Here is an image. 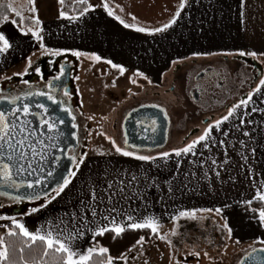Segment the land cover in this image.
<instances>
[{"label":"crops","instance_id":"crops-1","mask_svg":"<svg viewBox=\"0 0 264 264\" xmlns=\"http://www.w3.org/2000/svg\"><path fill=\"white\" fill-rule=\"evenodd\" d=\"M168 1L171 0H108L114 12L113 16H109L103 7L90 8L84 16L73 15L70 12L73 17L79 16L78 19L69 20L58 15L43 24L44 43L49 48L64 51V54L71 55L72 51L84 53L85 55L79 57L80 64L85 65L82 67L84 74L88 75L107 67L111 69L108 74L113 81L132 79L137 83V80L140 82L143 80L151 86L161 82L169 72L173 75L175 68L173 61L198 58L207 60L218 56H237L240 51H255L258 53V58L249 57L264 65V55H259L264 53V0H247L246 8L241 7V0H188L190 6H186L171 28L154 34L135 31V27L152 30L169 23L173 16V7ZM100 3L101 0H86L85 7ZM117 16L135 27L125 28L115 18ZM132 17L136 19L133 20ZM15 55L16 53L12 57L14 58ZM95 56L101 59L96 60ZM109 60L123 66L124 74L121 75L118 69L106 63ZM10 64L12 63L3 67L1 72L8 70ZM86 81L89 79L86 78ZM258 85L259 83L251 91ZM86 87L91 90L90 82L86 83ZM113 88L115 87H108L109 90ZM138 88L141 92L142 86ZM262 99H264V86L261 88V93L253 95V100L249 102L246 111L250 113L252 107L264 108ZM227 111L223 116L227 115ZM243 111H245L243 108L238 110L236 117L230 118L222 125L224 130L231 132L229 140L233 143L240 139L247 140L236 131L235 126L239 124L240 118L257 122L256 125H246L245 130L256 126L264 127V113L256 112L242 117ZM213 136L224 139L216 130ZM100 139L102 141L97 145L87 146L84 163L80 165L77 175L72 178V183L64 193L39 212L15 217L30 232L35 233L39 230L41 234L46 235L51 231L54 238L57 236L61 240L72 238V246L78 252H86L91 246L92 233L85 230L84 225L79 221V215L74 221L70 214L78 211L80 200L86 198L85 193L89 186L96 187L99 191L101 187L106 186V180L118 176L124 178L125 174L135 173L140 178L139 187L129 191H139L140 196L131 200H120L116 205L117 211L112 213L116 224L123 226L131 223L127 220L129 215L137 220L152 216L158 220L160 228H163L174 221V217L177 218L176 220L184 219L179 217V212L197 210L196 215L208 213L210 216L218 217L222 225L227 223L232 229L230 241L233 243L240 241L236 244L243 249L264 248V244L258 242L264 239V229L258 228L254 220H249L251 213L244 210L245 201H258L255 199L257 191L264 192V134L258 133L256 139L259 143L251 145L257 147L255 156L248 162L253 170L252 173H249L247 168L240 167L242 163L240 157L236 151L229 148L230 164L226 171L221 172L224 182L217 179L214 172L208 173V180L204 179L203 173L208 171L209 166L206 164L201 170L193 164L202 159L200 153L204 154V158L211 156L218 162L221 161L223 153L220 148L214 147L209 153L198 146L195 157L190 155L176 157L173 150L164 151L171 153L170 157L157 159L154 163H146L116 153L112 140ZM177 161L180 162L179 170H177ZM193 172L196 176L190 175ZM145 176L149 178L147 182L144 180ZM229 177L232 179L230 180ZM181 181L188 186L183 187ZM170 184L173 189L171 194L168 192ZM226 204L230 206L224 207ZM103 208L104 205L101 206V210ZM215 208H221L222 212L217 215L214 211H199ZM89 219H91L90 213ZM212 222L215 225L218 223L214 220ZM77 229L84 233L82 238H75ZM224 231L227 233L226 229ZM219 235L220 233L216 234V237ZM151 244L152 242L144 243V247ZM160 244L164 243L160 242ZM152 249L150 251L156 254L157 249ZM163 249L167 252L164 246ZM140 251L139 246L132 248L131 252L128 251L127 264H134ZM165 256L164 254L163 258ZM115 264H124V261L116 259Z\"/></svg>","mask_w":264,"mask_h":264},{"label":"snow or ice","instance_id":"snow-or-ice-1","mask_svg":"<svg viewBox=\"0 0 264 264\" xmlns=\"http://www.w3.org/2000/svg\"><path fill=\"white\" fill-rule=\"evenodd\" d=\"M61 5L65 4V0H58ZM79 3H85V0H78ZM29 3L32 5L30 11L35 13L37 11L35 7V0H29ZM186 6H190L188 4V0H180L179 8L174 14L173 18L169 21V23L163 25L161 28H155L149 30L144 27H135L134 25H129L124 22V20L120 19L119 16L115 17L120 21L121 24L125 28L135 27V31L137 32H148L149 34L163 32L172 27L177 22V19L181 16V12L186 8ZM95 7H103L105 12L109 16H113V9L110 7L108 0H101L100 5H88L84 7L80 12L79 16H84L90 8ZM241 7H247V0H241ZM8 10L14 12L15 16L20 19L23 23L25 20L30 22H34L35 25H40L41 21L38 17H25L22 13L16 9H13L11 4L7 6ZM122 10V9H121ZM59 16L61 18H66L69 20L78 19V17H73L68 15L63 8L59 12ZM244 13H241L242 22H243ZM135 20V17H132ZM0 21L4 23H12L16 24L17 20L13 19L9 21L8 15L0 14ZM20 33L24 36L31 34V38L38 43L39 50L42 54H47L50 56H62L64 55V51L59 49L49 48L44 43L43 28L36 27H28L25 30L23 27L20 28ZM15 41L6 35L5 32L0 30V56H6L10 53L14 48ZM36 53L32 52L31 55L26 57V65L21 72H15L12 76H0V80L3 81H12L14 77H19L20 83L26 86V89L19 95H9L3 93L0 90V105H5V107H0V188L5 189L4 191H0V197H6L8 201L12 203L19 204L25 200L29 202H36L43 199L44 203L40 204L39 207H32L25 215H30L32 213L39 212L42 208H46L48 204H50L53 200H56L62 193H64L65 189L72 183V178L77 175V172L80 168V165L84 163V159L87 156V153H82L77 156L76 154L68 155L69 161L72 163L73 168H69L67 170L66 175H62L55 183V186L51 187L50 191L46 190L43 193L36 191L35 189L39 186L41 188H45V180L41 178H36L35 180H29L27 183L24 181L17 182L14 179V176L21 175L24 172H28L29 175H32L33 172L43 171L42 167L37 162V166L33 167V160L36 156L40 155L44 160H47L48 157L44 155L42 150H38L33 142L32 138L36 137V143L40 145H44V140L39 139V137H46L48 140L53 139L52 135L54 134L58 139L59 136L63 135V132L58 127V125H63L65 123L63 117L56 115L52 116L50 112V108L47 104L41 103L39 100L35 99L38 97H42L46 99L50 104L56 105L60 112L66 113L71 117L72 124L71 127L73 129H77L78 125L75 123L76 116L73 115V112L70 107L66 106L68 101L62 98H59L56 93L57 91L63 87L62 78L66 74V69L64 64L59 65L58 74L51 77V79H45L44 74L39 66L34 64L32 56ZM71 55L79 58L84 53L79 51H72ZM240 56H251L253 58H258V53L255 51L245 52L240 51ZM259 55H264L261 53ZM94 59L100 60L99 56H95ZM50 64L54 63L52 61ZM106 63L110 64L112 68L118 69L121 75L124 74L125 68L121 65L115 64L112 61H106ZM173 65L179 63V61H173ZM35 74L39 77L40 82L44 85L42 89L35 90L34 86L28 79H24L25 76ZM137 75H142L141 73H137ZM78 80L79 77H76ZM147 79V77H145ZM59 82V83H58ZM132 83H136L135 80ZM151 83V81H149ZM115 87V81L112 84ZM264 86V78L259 80V85L251 92L247 94L246 99L240 100L238 103L233 104L227 111V115L222 116L220 119L216 120L212 124H208V126L204 129L203 133L198 136L196 139L192 140L190 143H187L185 146L181 148L173 149V153L176 157L183 156H197V148L198 146L207 150V152L211 153L214 147L220 148L223 153V159L218 162L217 159L212 158L211 156L204 158V154L200 153L202 159L199 162H193L194 166L203 170L204 166L207 164L208 171H204L203 176L204 179H209V172H214L215 177L217 179H221V182H224L221 178V172L226 171L227 166L230 164L229 158V148H232L237 152V155L240 157L242 163L240 167L247 168L249 173H252V168L249 166V160L255 156L257 152V147L251 146L253 144H258L259 141L256 139V135L264 134V127L256 126L250 127L245 130L246 125H256L257 122L255 120H246L244 118L239 119V124L236 125V131H238L243 137H246L247 140L240 139L236 142H232L229 140V136L231 135L230 131H226L222 128L226 122L230 120V118H234L237 116V111L240 109H245L241 113L242 117H247L251 113L261 112L264 113V108L252 107L251 112L246 111L248 108L249 102L253 100V95L256 93H261V88ZM78 91V90H77ZM63 97H70V93L66 87L63 88ZM31 101V103L29 102ZM261 103H264V99L261 100ZM82 107V102H81ZM152 107H157L156 105H152ZM40 110V111H36ZM52 111H55L53 109ZM161 112H164L165 118H167V112L164 109H160ZM28 117H32L33 119L39 118V125L35 127H30L33 124V120L28 119ZM91 119V117L89 118ZM152 125L155 126L156 120L152 119ZM46 129V131H45ZM155 130V129H153ZM214 130L219 131L220 134L224 137V139H217L213 136ZM39 134V136H37ZM74 139L78 140L75 132L72 134ZM91 135V133H89ZM113 147L115 148L116 153L124 156L131 157L137 161H142L146 163H154L157 159L168 158L171 153L162 152L159 156H152L146 154H138L135 151L126 150L125 148H121L117 146L115 141H111ZM124 144L128 147H135L134 145H129L128 140H124ZM238 146V147H237ZM61 152L65 151V149L61 148ZM69 152L74 153L75 148L68 149ZM29 152L31 155H29ZM57 163L60 160V157H54ZM180 168V162L177 161V170ZM31 169V171H29ZM47 178H53L55 173L54 170H49L46 172ZM191 176H196V173H190ZM139 177L133 173L131 175L125 174L124 178H119V176L115 179L106 180V186L101 187L99 191L96 187L89 186L87 193H85V199L80 200V208L78 211L72 212L71 219L77 220L79 215V221L84 225V228L87 232L92 233L93 244L89 246L86 252L81 253L78 252L71 244L72 238H65L61 240L59 236L53 237L51 231H48L46 235L41 234L40 231H36L35 233L30 232L23 223H20L14 216L8 215H0V221H11V226L7 224H0V227L6 229V235L8 237H15L20 235L26 238L25 246L31 248L37 241L45 244L44 255L47 256L49 251H54L56 253H60L63 256V264H91L93 260V256L96 255L100 258V264H115L116 259H120L124 261V264H127L128 253H122L120 257H113L109 254V249L107 247H103L99 245V242L95 240V237H103L107 232H114L115 236L113 239L121 236L124 233L125 228L138 230V229H149L153 235H155L159 240L164 241L171 249L172 253L170 254V264H181V260L176 258V253L179 251L172 240L168 239V236L165 234H161L160 224L158 220L152 216L143 217L141 220H137L133 216L129 215L127 217L128 221L131 223H127L126 225H118L116 224L115 217L112 213L117 211L116 205L120 203V200H131L133 198H138L140 196L139 191H129L132 188L139 187ZM149 178L145 176L144 180L147 182ZM231 180L232 178L229 177ZM235 182L234 180L232 181ZM183 187H187V184H183ZM21 188L30 189L32 191H27L22 194H13L12 191H8V189L13 190L16 193H20ZM173 191L171 184L168 187V192L171 194ZM119 197L120 199H117ZM260 203L261 207L251 208L252 200H247L244 202L245 211L250 212L249 220H254L256 222V226L260 229H264V192L257 191L256 197ZM104 205V208L101 210V206ZM8 205L0 201V208H4ZM230 205H224V207H229ZM197 210L189 211H181L179 212V217H185L187 219L195 220V212ZM199 211H207V212H215L219 215L222 212L221 208L215 209H201ZM89 213L91 219H89ZM173 219H177L174 217ZM108 222L107 224L103 222ZM89 225H93V227H89ZM111 225V227L109 226ZM16 229V230H13ZM224 229L227 230L228 239H232V229L225 223L221 231ZM18 230V231H17ZM84 233L80 232L77 229L75 233V238H82ZM171 235H177L176 230L174 229ZM30 241V243H28ZM261 244H264V239H260L258 241ZM145 243V236L141 235L140 238L136 241V244L133 245V248L139 246L141 249L140 254L143 255V245ZM235 243H240V241H235ZM20 253L23 254L24 248L21 247L19 249ZM129 252L132 251L130 248ZM254 253L258 252L260 254H264V248L252 250ZM11 252L9 246L5 244L4 237H0V264H11ZM187 256H191L197 259L201 258V252L195 249L190 250L184 259V264H187ZM204 257H208L209 254L207 251L203 252ZM249 260V264H264V255H261L259 259L255 256H251ZM135 258V257H133ZM144 264H148V261L145 260ZM241 264H245L244 261Z\"/></svg>","mask_w":264,"mask_h":264},{"label":"rangeland","instance_id":"rangeland-1","mask_svg":"<svg viewBox=\"0 0 264 264\" xmlns=\"http://www.w3.org/2000/svg\"><path fill=\"white\" fill-rule=\"evenodd\" d=\"M171 7H173V16L179 8L180 0H171ZM86 3V0H85ZM85 3H79L78 0H65V4L61 5L58 0H35V7L37 11L32 13L30 11L32 5L29 0H8V5L11 4L13 9H16L22 13L25 17H38L41 21L40 25H35L34 22L25 20L23 23L17 18L14 12L10 11L8 15L9 21L15 19L16 24L10 22L0 24V30L6 33L14 41V48L6 56H0V72L3 67L10 64L8 70L2 71L0 76H10L15 72L23 71L26 65V57L31 55L32 52L36 54L32 56L33 60H38L41 56H47L42 54L39 50V45L32 38L31 34L24 36L20 33V28L23 27L27 30L28 27H42L45 22L59 15L60 10L63 8L65 12H76L85 6ZM172 16V18H173ZM170 18V19H172ZM129 20V19H127ZM47 43V40L45 39ZM33 49V50H32ZM18 50V52H16ZM16 53L13 58V54ZM69 55V60L72 68L74 69V79L77 85L78 94L80 96V104L82 102L83 113L81 114L80 126L81 133L88 135L87 145H97L100 138L117 141V137L121 132L120 116L121 110L134 106L138 103L152 104L159 108L164 109L167 112V118L169 120V143L166 146L165 151H171L175 148H181L187 143H183V136L186 135L193 127H199L200 132L195 136L196 139L200 136L204 129L219 117L225 113L226 102L218 101L215 94L216 91H211L206 94H200L198 101L193 98L190 87L193 84L194 75L198 73L202 68L198 64L202 61H208L213 59L217 61L216 57L207 60L203 59H189L186 61H180L179 64L183 66L178 72L173 75L170 72L163 77V80L155 85H149L145 81L137 80V83H132V79L115 81V88L108 89L112 86L113 80L108 74L110 68H104L101 71H96L84 74L83 68L85 65L80 64L81 59L73 55ZM230 59L231 56H228ZM193 60L197 64L194 65ZM13 61L15 63H13ZM83 62V61H82ZM229 70H225L226 80L224 84L229 89L228 100H238L242 88L247 84V74H245L244 67L239 63V67H236V63L229 62L227 64ZM240 68L238 74H234V70ZM76 77H79L77 80ZM168 77V78H167ZM86 78L89 81H86ZM174 80V81H173ZM173 81V84H172ZM2 80H0V83ZM90 82L91 90L86 87V83ZM139 83V84H138ZM153 84V83H152ZM238 85L240 88L233 93L231 85ZM142 86L141 92L138 86ZM173 85V90L169 88ZM104 86V87H103ZM106 86V87H105ZM245 88V87H244ZM237 89V88H236ZM146 92V93H145ZM226 98V95H225ZM207 102V103H206ZM213 114L214 118L207 124H202L203 118H209ZM91 117V119H89ZM83 120V121H82ZM91 133V135H89ZM83 135V140L84 139ZM82 137V136H81ZM193 139V140H194ZM86 145V143H85ZM84 145V146H85ZM120 144L118 143L117 146ZM191 213V212H190ZM13 216V215H11ZM196 219L191 220L184 217V219L174 220L168 226L160 228L161 234L168 236V239L172 240L175 247L179 250L176 253V258L181 260V264H184V259L187 253L195 249L201 252V258L197 261L196 258L187 256V264H238L239 260L252 249L244 248L239 244L233 243L228 239V234L223 230L221 231L222 224L218 217L209 215L208 213L197 215ZM216 221V225L212 221ZM8 223L10 221H7ZM6 221H0V224H7ZM212 222V223H211ZM176 230L177 235H171L173 230ZM220 235L216 237V234ZM6 234V229L0 227V237ZM163 242L164 244H160ZM166 248L167 252L163 249ZM156 248V254L150 249ZM153 250V249H152ZM143 255L140 252L137 255V261L134 264H144L147 260L148 264H170V254L172 249L157 237L151 245L144 247ZM207 251L209 256L204 257L203 252ZM164 254L166 255L163 258ZM166 260V263H165Z\"/></svg>","mask_w":264,"mask_h":264},{"label":"flooded vegetation","instance_id":"flooded-vegetation-1","mask_svg":"<svg viewBox=\"0 0 264 264\" xmlns=\"http://www.w3.org/2000/svg\"><path fill=\"white\" fill-rule=\"evenodd\" d=\"M250 58L251 60H248ZM217 61L214 62L213 59L208 60V61H202L200 63H198L201 66V70L196 73L194 75V79H193V84L190 87V90L192 91V95L193 98L195 100L198 101L199 99V95L200 94H206L209 93L211 91H216L217 94H215V96L217 97L218 101L220 102H226L224 108L225 111H227L230 107H232L233 104L238 103L240 100L242 99H246L247 98V94L249 91H251L254 86L259 83V80L261 79V77L263 76L264 73V65L258 61L255 60L249 56H231V58L229 59L227 56H218L216 57ZM206 60V59H203ZM254 60L256 62H254ZM34 64L36 66H39L44 74L45 79H51L52 76L57 75L58 74V70H59V65L60 64H64L65 69H66V74L65 76L62 78V84L63 87H61L56 95L59 98L65 99L68 101V104L66 106L70 107L73 115L76 116V120L75 123L78 125L77 129H73L71 127L72 124V120L71 117L68 116L66 113H63V119L65 121V126H67V128L70 130L71 132V136H70V143H71V148H75V152L71 153V154H76L77 156H79V154L85 153L86 148H87V144H88V135H84V131L83 134L81 133V126H80V120L81 119V114L83 113V109L81 108V104L79 102L80 100V96L78 94V89H77V85L74 79V69L72 68L70 61L72 62V60H69V55L64 54L62 56H41L38 60H33ZM52 61L54 63L50 64L49 62ZM234 62L236 63V67L240 66L239 63L245 68V74H247V84L242 88V91L239 95V99L235 100L232 99L230 102L228 100V95H229V89L227 88V85L224 84V82L228 79H226L225 77V70H229V68L227 67L229 62ZM194 65H189V66H195L196 61L193 60L192 61ZM183 66H181L180 64H176L175 68L173 70V77L174 74L176 72H178L180 70V68H182ZM240 71V68L235 69L234 70V74H238V72ZM13 75V74H12ZM10 75V76H12ZM24 79H28L31 84L34 86L35 90H39L42 89L44 87V85L40 82L39 77L36 76L35 74H31L28 76H25ZM226 79V80H224ZM174 81V80H173ZM172 81V84H173ZM59 83V82H58ZM232 86V91L233 93H236V90H239L240 88L238 87V85H231ZM66 87L67 90L70 93V97H63V88ZM237 88V89H236ZM26 89V86L20 83V79L19 77H14L12 81H3L0 83V90L3 91V93L5 94H9V95H19L22 94V92ZM169 90H173V85L169 88ZM146 93V92H145ZM215 93V92H214ZM226 95V98H225ZM37 100H39L41 103H45L49 106V108H51V111L56 108V105H52L50 104L46 99L42 98V97H38L35 98ZM31 103V101H29ZM207 103V102H206ZM142 106H152V104H142V103H138L134 106H130L128 108H125L123 110H121V113L119 114L120 116V124H121V132L119 133L118 137H117V141L116 143L120 144L119 146L121 148H125L126 150H130V151H135L138 154H146V155H156L158 153H162L165 151L166 146L169 143V120L167 118L168 121V126H167V131H166V142L165 145L161 148H156L155 150H149L148 148H141L139 147L141 144L138 140H136L135 143L136 146L135 147H128L124 144V140L127 139L126 135H125V130L123 128V122L124 120L127 118L128 113L138 107H142ZM0 107H5V105H0ZM159 108V107H158ZM161 109V108H160ZM36 111H40V110H36ZM214 115L211 114L209 116V118H203L202 119V124H207L208 122H210L211 120H213ZM221 118V116L219 117ZM83 121V120H82ZM199 127H193L190 131H188L186 133V135L183 136V140L182 142H190L192 141L196 135L199 134L200 132ZM75 132L76 136L78 137L77 139L73 138V133ZM83 135H84V139L83 140ZM82 136V137H81ZM152 138V136H151ZM149 138V139H151ZM86 143V145H85ZM148 144V143H147ZM85 145V146H84ZM70 168H73L72 163L70 162ZM0 191H3L0 188ZM0 201H2L3 203H5L6 207L4 208H0V215H14L13 212H16L18 210H22V213H24L26 210H28L31 206L34 205L35 202H29L27 200L16 204V203H12L10 201L7 200L6 197H0ZM37 202V201H36ZM21 213V214H22Z\"/></svg>","mask_w":264,"mask_h":264},{"label":"water","instance_id":"water-1","mask_svg":"<svg viewBox=\"0 0 264 264\" xmlns=\"http://www.w3.org/2000/svg\"><path fill=\"white\" fill-rule=\"evenodd\" d=\"M248 60L251 59L249 58ZM254 62L256 61L254 60ZM54 109L55 111H51L50 108V112L53 117L56 115L63 117L62 112L59 111L57 106ZM28 119L33 120V124L30 125V127H35L39 125V118L33 119L32 117H28ZM152 119L156 120L155 126H153L151 123ZM167 126H168V121L167 118H165L164 112H161L160 108L152 107V106H142L130 111L128 113L127 118L123 122V128L125 130V135L128 140V144L136 146V144L133 142L138 140L141 144L139 147L148 148L149 150H155L156 148H161L165 145ZM58 127L63 132V135L59 136V138L57 139L54 134H48L53 136V139L51 140H48L46 137H39V139L44 140L43 146L40 145L39 143H36V139H37L36 137L32 138L37 149L42 150L44 155H46L48 159L44 160L40 155L36 156L33 160V167H36L37 162H39V165L42 167L43 171L33 172L32 175H29L28 172L26 171L21 175L14 176V179L18 183L21 181L27 183V181L35 180L36 178L39 177L45 180L46 187L41 188L38 186L35 190L43 193V191L46 190L50 191L51 187L55 186L56 181L62 175L67 174V170L70 168V161L67 157L68 155H71V152L68 151V149H71V143H70L71 132L67 128V126H65V124L58 125ZM37 136H39V134H37ZM61 148L65 149V151L61 152L60 151ZM29 155H31L30 152ZM54 157H60L58 163L55 159H53ZM49 170H54L55 175L53 178L46 177L45 174ZM29 171H31V169H29ZM1 189L3 191L5 190L3 188ZM8 191H12L13 194H22L32 190L21 188L20 193H16L11 189H8ZM13 213L14 215H19L22 213V210H18ZM255 249H261V248H255ZM250 254L251 256L257 257V259H259L261 255H264L258 252L254 253L251 250L240 259L238 264H241L242 261H244L245 264H249V260L251 259Z\"/></svg>","mask_w":264,"mask_h":264},{"label":"trees","instance_id":"trees-1","mask_svg":"<svg viewBox=\"0 0 264 264\" xmlns=\"http://www.w3.org/2000/svg\"><path fill=\"white\" fill-rule=\"evenodd\" d=\"M8 0H0V14L9 15L10 10L7 8ZM72 12L73 15H79V12L84 8ZM70 15V12H66ZM2 21H0V24ZM73 170H75L73 168ZM44 203L43 199L34 203L32 207H39L40 204ZM251 208L259 209L262 205L259 201H253ZM28 209V210H29ZM27 210V211H28ZM26 211V212H27ZM10 227L11 224H9ZM13 230H16L13 228ZM18 231V230H17ZM141 235L145 236V243H151L155 240L156 236L151 233L149 229H138L133 230L125 228L124 233L121 236L113 239L115 236L114 232H107L103 237H95V240L99 242V245L107 247L109 249V254L113 257H120L122 253L128 252V250L133 248L136 241ZM5 244L9 246L11 254V264H63V256L60 253L54 251H49L47 256L44 255L45 244L37 241L35 245L31 248L25 246L26 238L20 235L15 237H8L6 234L3 235ZM30 243V241L28 242ZM93 244V239L90 241V245ZM23 247V254L20 253L19 249ZM91 264H100V258L96 255L93 256Z\"/></svg>","mask_w":264,"mask_h":264}]
</instances>
